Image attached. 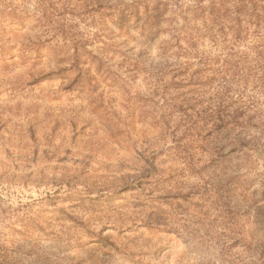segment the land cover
I'll list each match as a JSON object with an SVG mask.
<instances>
[{
	"label": "rangeland",
	"instance_id": "rangeland-1",
	"mask_svg": "<svg viewBox=\"0 0 264 264\" xmlns=\"http://www.w3.org/2000/svg\"><path fill=\"white\" fill-rule=\"evenodd\" d=\"M34 6L0 0V264H264V163L242 171L240 234L232 219L221 230L214 214L207 229L189 235L176 224L161 231L138 222L147 193L158 200L174 193L140 185L139 158L171 143L142 119L143 102L108 79L96 74L70 88L73 73L44 78L59 68L63 42L60 35L45 41ZM66 16L89 48L100 45L90 13Z\"/></svg>",
	"mask_w": 264,
	"mask_h": 264
},
{
	"label": "trees",
	"instance_id": "trees-1",
	"mask_svg": "<svg viewBox=\"0 0 264 264\" xmlns=\"http://www.w3.org/2000/svg\"><path fill=\"white\" fill-rule=\"evenodd\" d=\"M34 3L31 16L45 28V41L60 35L63 42L59 68L44 78L73 73L70 88H82L96 74L108 79L143 102L142 119L171 143L153 145L139 158L140 185L161 184L174 193H162L160 200L147 193L138 222L161 231L176 224L180 234L189 235L213 220L225 230L232 219L234 234H240V207L247 202L242 171L264 163V0ZM79 10L90 13L96 25L100 45L94 48L71 30L78 25L66 15L83 14ZM137 80L143 89L131 93ZM168 161L180 168L166 172ZM178 176L187 180L178 182ZM232 190L239 192L234 201Z\"/></svg>",
	"mask_w": 264,
	"mask_h": 264
}]
</instances>
